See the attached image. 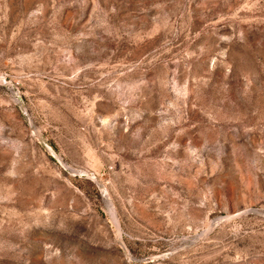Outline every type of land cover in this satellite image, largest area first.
Instances as JSON below:
<instances>
[{
    "label": "rangeland",
    "instance_id": "rangeland-1",
    "mask_svg": "<svg viewBox=\"0 0 264 264\" xmlns=\"http://www.w3.org/2000/svg\"><path fill=\"white\" fill-rule=\"evenodd\" d=\"M0 264H264V0H0Z\"/></svg>",
    "mask_w": 264,
    "mask_h": 264
},
{
    "label": "bare ground",
    "instance_id": "bare-ground-1",
    "mask_svg": "<svg viewBox=\"0 0 264 264\" xmlns=\"http://www.w3.org/2000/svg\"><path fill=\"white\" fill-rule=\"evenodd\" d=\"M105 197H106V196H105ZM105 197H104V198H105ZM105 200H106V199H105ZM108 202H109V201H108ZM106 204H107V203H106ZM108 204H109V203H108ZM107 208H109V209H110V208H111V205H110V207H107ZM110 212H111V211H110ZM111 213H112V212H111ZM111 213H110V215H111Z\"/></svg>",
    "mask_w": 264,
    "mask_h": 264
}]
</instances>
